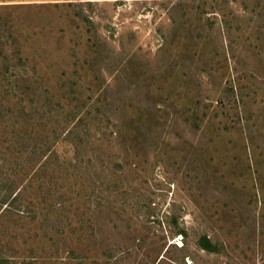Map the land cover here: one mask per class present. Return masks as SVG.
I'll use <instances>...</instances> for the list:
<instances>
[{"label": "rangeland", "instance_id": "obj_1", "mask_svg": "<svg viewBox=\"0 0 264 264\" xmlns=\"http://www.w3.org/2000/svg\"><path fill=\"white\" fill-rule=\"evenodd\" d=\"M1 178L0 264H264V0H0Z\"/></svg>", "mask_w": 264, "mask_h": 264}, {"label": "trees", "instance_id": "obj_2", "mask_svg": "<svg viewBox=\"0 0 264 264\" xmlns=\"http://www.w3.org/2000/svg\"><path fill=\"white\" fill-rule=\"evenodd\" d=\"M0 179V206L5 208L13 206L20 197V192L14 190V181L10 179ZM199 247L206 252L215 253L218 251L217 247L207 236H202L197 241Z\"/></svg>", "mask_w": 264, "mask_h": 264}]
</instances>
